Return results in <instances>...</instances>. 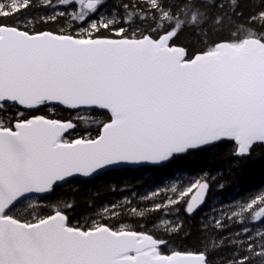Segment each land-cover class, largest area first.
I'll use <instances>...</instances> for the list:
<instances>
[{
	"label": "snow or ice",
	"instance_id": "snow-or-ice-1",
	"mask_svg": "<svg viewBox=\"0 0 264 264\" xmlns=\"http://www.w3.org/2000/svg\"><path fill=\"white\" fill-rule=\"evenodd\" d=\"M243 2L0 0V264H216L226 247L221 264H264V231L248 226L264 225V192L214 217L195 252L170 254L168 239L125 222L126 208L145 221L131 201L76 224L73 204L40 214L33 202L74 181L159 169L221 145L238 167L258 152L264 159V0L247 16ZM185 32L201 46L179 43ZM211 181L172 184L152 208L171 215L183 204L193 216ZM233 224L243 227L227 233ZM164 231L183 225L169 220Z\"/></svg>",
	"mask_w": 264,
	"mask_h": 264
},
{
	"label": "trees",
	"instance_id": "trees-1",
	"mask_svg": "<svg viewBox=\"0 0 264 264\" xmlns=\"http://www.w3.org/2000/svg\"><path fill=\"white\" fill-rule=\"evenodd\" d=\"M117 3H119V0H108V7L112 9L114 4ZM258 4L259 0H244L242 10L245 16L254 11V5L258 6ZM29 14L41 15L43 12L40 9H33ZM221 35H227V33L223 32ZM200 39L202 37L198 39L190 32H185L180 36L179 43L199 47L201 46ZM84 115L80 116L83 117ZM60 116L62 119H73L76 114L63 112ZM97 119H103V117L98 116ZM87 131L95 135L96 126L92 125ZM84 133L85 128L82 127L77 130L75 135ZM229 151L228 145H221L207 151L194 152L185 159L175 161L159 169L111 171L94 180H78L71 184L62 185L46 200H34L33 202L39 204L37 212L40 214H47L50 206L58 200L73 204L74 207L68 211V215L72 223L76 224L77 222L84 223L89 216H94L93 209L100 211L103 206L111 203L127 205L128 201H131V207H138L140 211L145 212V221L143 225H138L136 218L126 208V223L131 222L132 226L141 229L146 226L148 231L155 232L162 238L168 239L170 243L165 249V254H170L172 250L195 252L201 247L204 237L210 233L212 221L206 215L208 208L212 207L217 211L222 209L221 212L227 214L250 196L264 192V159H261L259 152L247 165L238 167L229 155ZM201 174H208L212 177L211 191L203 209L193 216L185 214L183 204L177 206V211L171 215H162L160 211H155L152 204L164 200L163 195L167 193H161L155 200H143V197L150 193L149 191H152L164 180L174 179L180 183V186H186L193 178ZM170 194L168 193V195ZM41 209H43L42 212ZM169 220L172 223L182 224L183 231L166 235L165 227H159L158 224L160 222L166 223ZM206 226H209L208 231L205 230ZM248 226L254 232L264 231V225L261 224H249ZM241 227L243 225L233 224L227 229V233L234 234ZM227 233L220 232L213 235L224 237ZM231 254L232 249L229 247L217 252L216 264H221V261L231 256Z\"/></svg>",
	"mask_w": 264,
	"mask_h": 264
},
{
	"label": "rangeland",
	"instance_id": "rangeland-1",
	"mask_svg": "<svg viewBox=\"0 0 264 264\" xmlns=\"http://www.w3.org/2000/svg\"><path fill=\"white\" fill-rule=\"evenodd\" d=\"M83 113H81L80 115H82ZM172 184H177L178 186H180V183L176 180H164L162 181L160 184H158L152 191L154 190H160V193H167L166 195H163L164 197L168 196V193L170 192H167L166 190L172 185ZM152 191H149L150 193L146 194V195H149L151 194ZM161 195V194H160ZM171 195V194H170ZM215 204H217V202H215ZM221 210H216V209H213L212 207L211 208H208V212L206 213V215L208 217L211 218V221L213 220L214 217H219V218H222L221 217ZM159 227H166V223L165 222H160L158 224Z\"/></svg>",
	"mask_w": 264,
	"mask_h": 264
},
{
	"label": "water",
	"instance_id": "water-1",
	"mask_svg": "<svg viewBox=\"0 0 264 264\" xmlns=\"http://www.w3.org/2000/svg\"><path fill=\"white\" fill-rule=\"evenodd\" d=\"M117 170H122V169H114V170H111V171H117ZM109 172H110V171H109ZM102 175H103V174H102ZM209 193H210V191H209L208 194H207L206 200H207V198H208V196H209ZM205 203H206V202H205ZM204 205H205V204H204ZM204 205H203V206H204ZM203 206H202V207H203ZM202 207H201V208H202Z\"/></svg>",
	"mask_w": 264,
	"mask_h": 264
}]
</instances>
